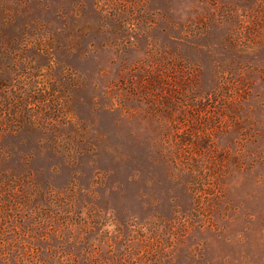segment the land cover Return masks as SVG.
<instances>
[{
  "label": "rangeland",
  "instance_id": "1",
  "mask_svg": "<svg viewBox=\"0 0 264 264\" xmlns=\"http://www.w3.org/2000/svg\"><path fill=\"white\" fill-rule=\"evenodd\" d=\"M0 264H264V0H0Z\"/></svg>",
  "mask_w": 264,
  "mask_h": 264
}]
</instances>
